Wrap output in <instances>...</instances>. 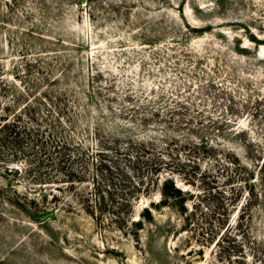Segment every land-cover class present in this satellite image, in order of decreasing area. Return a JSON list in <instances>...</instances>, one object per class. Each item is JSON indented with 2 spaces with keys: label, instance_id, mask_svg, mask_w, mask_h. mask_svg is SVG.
I'll return each instance as SVG.
<instances>
[{
  "label": "rangeland",
  "instance_id": "obj_1",
  "mask_svg": "<svg viewBox=\"0 0 264 264\" xmlns=\"http://www.w3.org/2000/svg\"><path fill=\"white\" fill-rule=\"evenodd\" d=\"M0 76L94 148L195 134L240 162L185 151L173 176L185 201L143 196L132 218L154 203L153 221L137 239L71 200L30 218L8 200L36 187L0 168V264H264V212L243 215L235 176L264 157V0H0Z\"/></svg>",
  "mask_w": 264,
  "mask_h": 264
},
{
  "label": "trees",
  "instance_id": "obj_2",
  "mask_svg": "<svg viewBox=\"0 0 264 264\" xmlns=\"http://www.w3.org/2000/svg\"><path fill=\"white\" fill-rule=\"evenodd\" d=\"M0 99H4L0 100V168L9 176L16 174L17 183L23 181L36 187L30 190L29 196L15 191V197L8 202L35 220L54 213L60 205L73 209L71 203L67 204L71 200L98 225L107 224L120 230L132 228L136 230L133 236L137 239L143 221H153L150 207L154 203L142 209L138 220L132 218L135 204L143 196L158 192V204L163 207L169 201L174 205L185 201L173 179L183 169L185 151L193 152V155H185L189 162L208 159L225 168L237 164L240 167L237 158L217 153L211 143L195 134L170 141H165L164 135H154L158 138L148 141L131 136H123L122 140L115 137L106 146L96 138L94 148L88 136L84 141L73 138L67 131V122L48 123V114L43 115L36 108L38 102H25L20 106L18 99L9 95L2 76ZM58 107L65 113V104L55 105L56 109ZM54 113L59 117L57 111ZM120 127L125 130L124 126ZM235 176L243 183L239 188L242 193L239 200H245L243 215H249L256 206L264 212V157L256 159L250 168L236 170ZM230 205L224 207L226 217Z\"/></svg>",
  "mask_w": 264,
  "mask_h": 264
},
{
  "label": "water",
  "instance_id": "obj_3",
  "mask_svg": "<svg viewBox=\"0 0 264 264\" xmlns=\"http://www.w3.org/2000/svg\"><path fill=\"white\" fill-rule=\"evenodd\" d=\"M52 216H53V214L50 213V214L46 215V216L44 217V219H49V218H51Z\"/></svg>",
  "mask_w": 264,
  "mask_h": 264
}]
</instances>
